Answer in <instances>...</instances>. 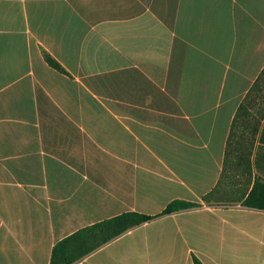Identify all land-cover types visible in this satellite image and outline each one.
Listing matches in <instances>:
<instances>
[{
    "label": "crops",
    "instance_id": "crops-1",
    "mask_svg": "<svg viewBox=\"0 0 264 264\" xmlns=\"http://www.w3.org/2000/svg\"><path fill=\"white\" fill-rule=\"evenodd\" d=\"M263 69L264 0H0V264L128 211L158 216L74 264H264L243 166L204 200ZM176 199L199 204L161 214Z\"/></svg>",
    "mask_w": 264,
    "mask_h": 264
},
{
    "label": "trees",
    "instance_id": "trees-1",
    "mask_svg": "<svg viewBox=\"0 0 264 264\" xmlns=\"http://www.w3.org/2000/svg\"><path fill=\"white\" fill-rule=\"evenodd\" d=\"M46 61L58 70L65 68L46 50H43ZM262 94V95H261ZM259 96L264 97V69L240 103L234 116L226 148L225 166L222 179L214 190L204 195V200L211 202L212 196L219 191L227 177L234 172L231 165L246 173L245 186L236 194V199L242 204L264 209V178L258 176L252 182L251 153L256 140V133L260 119L253 115V101ZM250 130L248 133L247 131ZM262 139H264L262 135ZM233 163V164H232ZM198 202L176 199L171 201L161 214L198 205ZM158 215H149L138 211H128L101 221L86 225L60 239L53 247L50 264H74L104 243L110 241L126 230L148 221ZM195 264H204L200 258L194 256Z\"/></svg>",
    "mask_w": 264,
    "mask_h": 264
},
{
    "label": "rangeland",
    "instance_id": "rangeland-1",
    "mask_svg": "<svg viewBox=\"0 0 264 264\" xmlns=\"http://www.w3.org/2000/svg\"><path fill=\"white\" fill-rule=\"evenodd\" d=\"M262 95V94H261ZM261 99H263V96H259ZM264 108V101L257 102V105L255 106V109H263Z\"/></svg>",
    "mask_w": 264,
    "mask_h": 264
}]
</instances>
